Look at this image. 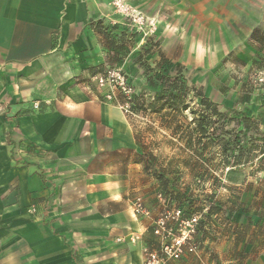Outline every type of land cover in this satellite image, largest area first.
Here are the masks:
<instances>
[{
    "label": "rangeland",
    "instance_id": "1",
    "mask_svg": "<svg viewBox=\"0 0 264 264\" xmlns=\"http://www.w3.org/2000/svg\"><path fill=\"white\" fill-rule=\"evenodd\" d=\"M95 29L106 63L77 82L126 114L133 144L92 152L90 169L126 186L115 209L143 226L130 236L143 260L147 249L163 264H264V0H109ZM179 74L176 110L164 84ZM132 94L149 108L129 110ZM204 99L222 116L200 135ZM2 100L0 139L10 132Z\"/></svg>",
    "mask_w": 264,
    "mask_h": 264
},
{
    "label": "crops",
    "instance_id": "2",
    "mask_svg": "<svg viewBox=\"0 0 264 264\" xmlns=\"http://www.w3.org/2000/svg\"><path fill=\"white\" fill-rule=\"evenodd\" d=\"M108 6L0 0V98L10 111L0 139V264H144L141 241L130 239L143 226L115 209L126 186L108 187L90 169L92 152L131 147L129 120L77 82L106 63L95 23ZM32 101L46 111H30Z\"/></svg>",
    "mask_w": 264,
    "mask_h": 264
},
{
    "label": "trees",
    "instance_id": "3",
    "mask_svg": "<svg viewBox=\"0 0 264 264\" xmlns=\"http://www.w3.org/2000/svg\"><path fill=\"white\" fill-rule=\"evenodd\" d=\"M172 77H167V79H171ZM174 79L172 81L166 82L164 84V89L169 90V88L172 89V93L170 95L169 102H170V107L173 109L178 110L177 108V101L179 98V94L183 93L186 87V83L184 81H182V78L179 75L173 77ZM126 105L129 106V110H137V109H144V108H149L146 106V100L144 98V94L139 95V94H132L131 96H128L127 100H126ZM202 105H204L205 109L202 114H200L198 116V118H196L195 120V126H196V131L200 134V135H205L207 133V126H209L210 124H212V120H213V116L216 117H221L222 113L217 109L216 106H214L209 100L204 99L202 101ZM153 108V104L150 105ZM128 111V109L126 110ZM210 111L212 114L208 115L207 112ZM252 119L249 117H245L243 120V123L246 127L247 123L246 122H251ZM162 183H164V180H162Z\"/></svg>",
    "mask_w": 264,
    "mask_h": 264
},
{
    "label": "built area",
    "instance_id": "4",
    "mask_svg": "<svg viewBox=\"0 0 264 264\" xmlns=\"http://www.w3.org/2000/svg\"><path fill=\"white\" fill-rule=\"evenodd\" d=\"M145 252V259L144 264H163V260L158 256L157 252L155 251H148L147 249L144 250ZM176 258L180 256V254L175 251L173 254Z\"/></svg>",
    "mask_w": 264,
    "mask_h": 264
}]
</instances>
